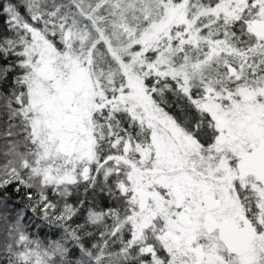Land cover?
Masks as SVG:
<instances>
[{
    "label": "snow or ice",
    "instance_id": "obj_1",
    "mask_svg": "<svg viewBox=\"0 0 264 264\" xmlns=\"http://www.w3.org/2000/svg\"><path fill=\"white\" fill-rule=\"evenodd\" d=\"M0 264H264V0H0Z\"/></svg>",
    "mask_w": 264,
    "mask_h": 264
}]
</instances>
